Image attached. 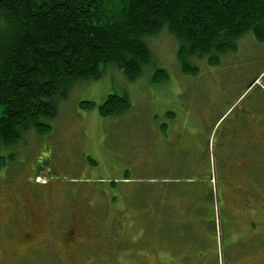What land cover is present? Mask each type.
I'll list each match as a JSON object with an SVG mask.
<instances>
[{"label": "rangeland", "instance_id": "rangeland-1", "mask_svg": "<svg viewBox=\"0 0 264 264\" xmlns=\"http://www.w3.org/2000/svg\"><path fill=\"white\" fill-rule=\"evenodd\" d=\"M146 42L152 59L137 81L130 82L117 67L109 66L100 79L77 82L68 98L59 102L57 117L43 120L51 126L47 134L31 131L0 154L4 157L0 164V264H164L163 259L166 264H246L239 261L241 253L234 247L232 256L228 247L224 251L231 217L228 208H221L218 187L225 178L217 162L211 165L209 177L216 183L213 194L219 204L216 216L221 230L217 255L214 252L209 194L199 182L192 184L193 190L185 183L195 178L191 171L195 160L183 149L175 156L173 114L176 111L181 118L193 106L195 92L194 101L198 97L199 103L211 91L229 100L248 90L236 107L245 100H261L262 136L255 145L253 166L264 185V41L246 34L232 51L218 57L219 62L214 54L190 59L195 71L188 73L178 59L180 43L167 28ZM113 95L126 97L130 108L122 115L102 117L100 107ZM213 145L211 141V154ZM168 158L176 159L172 167L166 164ZM163 177L170 180L171 194L158 189L156 183ZM179 180L181 185L174 188L172 183ZM159 188L167 191V185ZM176 188L183 196L176 202L170 200L174 213L166 199L179 195ZM19 205L22 210L15 213ZM161 209L167 217H192L191 226V220L181 222L180 235L170 237V247L166 246L170 253L166 250L165 256L159 248L163 237L155 229ZM25 234L36 235L37 241L18 246L23 248L19 261L14 242ZM69 234L73 235L70 240ZM252 246L259 250L249 264H264V233ZM249 247L243 253L248 254Z\"/></svg>", "mask_w": 264, "mask_h": 264}, {"label": "trees", "instance_id": "trees-1", "mask_svg": "<svg viewBox=\"0 0 264 264\" xmlns=\"http://www.w3.org/2000/svg\"><path fill=\"white\" fill-rule=\"evenodd\" d=\"M164 28L180 43L188 73L190 59L214 54L219 62L246 34L264 41V0H0V154L31 131L47 134L43 120L57 117L77 82L100 79L109 66L137 81L152 59L146 40ZM129 108L113 95L100 114ZM174 199H166L170 210ZM213 228L218 245L214 217Z\"/></svg>", "mask_w": 264, "mask_h": 264}, {"label": "crops", "instance_id": "crops-1", "mask_svg": "<svg viewBox=\"0 0 264 264\" xmlns=\"http://www.w3.org/2000/svg\"><path fill=\"white\" fill-rule=\"evenodd\" d=\"M247 91L245 90L240 95L233 96L229 100H223L222 97H218L222 95L221 93L216 97V94H213L211 91L200 103L198 97L194 101L195 92L191 100L194 103L193 106L181 118L176 111L173 114L175 116V133L173 132L172 143H174L175 156L180 149L190 152V159L195 160L191 166L194 179H200L198 180L201 184L200 186H204V189L209 194L207 203L211 210L210 236L214 241V252L216 255V239L213 228V185L209 182V179L211 180L209 177L212 154L214 161L217 162L216 164H221L225 178L224 185L220 188L218 187L221 208H228L231 217V221L229 220L230 224L225 229L224 251L228 247V253L232 256L234 250L237 249L241 253L239 261L249 264V262L254 261L259 250L257 246L253 247L252 245L255 239L261 233H264V185L259 178H256L253 166L256 160L257 148L255 145L257 141H260L259 138L262 136V123L259 121V104L261 100H245L240 103L242 106L236 107L239 100ZM182 118L189 121V126L186 123L183 125ZM205 124L208 126L206 127V131H203L202 128ZM208 130L211 131L210 135ZM202 135L206 138L203 139ZM211 141L214 144L212 154L209 147ZM165 161L167 162V166L171 164L170 167H172L176 159L174 158V162L170 161L169 158ZM168 181L170 180L163 177L157 184L167 185V190L171 192L168 188L170 185ZM185 183L189 185L191 183L197 184L195 181ZM119 184L124 185L126 183L121 182ZM172 184L175 188L177 185H181V181H175ZM195 186L197 187L198 185ZM158 189L160 192L161 190L166 191L159 187ZM176 190L179 189L176 188ZM171 197H173V194ZM175 198H180V196L178 195ZM174 201L176 202L177 200L174 199ZM198 204L199 202L195 200L196 207ZM173 209H175V205ZM115 210V215L117 216V209ZM160 212L164 219H161V226L159 227V234L163 237L161 238L159 248L162 251L161 254L165 256L166 250H169L170 253V248H166V246L170 247V237L180 235L181 231L178 230V227L182 224L181 222L191 220V226L192 217L190 215L189 217H184L185 220H181V217H167L163 213L165 212L163 209ZM178 238L180 239L181 237ZM185 246V250H187V244ZM191 246H194L192 242L189 244L190 248ZM245 246H250L248 254L243 253ZM233 247L234 250L231 249ZM162 261L166 264V260L163 259ZM189 261H191L190 256Z\"/></svg>", "mask_w": 264, "mask_h": 264}, {"label": "flooded vegetation", "instance_id": "flooded-vegetation-1", "mask_svg": "<svg viewBox=\"0 0 264 264\" xmlns=\"http://www.w3.org/2000/svg\"><path fill=\"white\" fill-rule=\"evenodd\" d=\"M193 183H191L189 186H190V188L193 190V188H194V186L192 185ZM159 203H161V202H159ZM19 210H22V206L21 205H19V206H16L15 207V210H14V212L15 213H18V211ZM9 219H12V215H10V216H7ZM161 218H162V216H161ZM161 218H158V219H160V222H161ZM156 222V230H158V233H159V227L161 226V224H160V222L159 221H155ZM157 233V232H156ZM68 234V233H67ZM73 237V235L72 234H69L68 236H67V239L68 240H70L71 238ZM16 238H14V240H15ZM23 239V240H22ZM22 241H24V242H22ZM37 241V236L36 235H32V234H25V236H23L22 238L20 237V238H18V242L17 243H15L14 242V246H15V249H16V255H18L19 256V261L21 260V256H22V253L23 252H21V250L23 249H19L18 248V246H24V247H28V246H31V245H34L35 244V242ZM66 242V241H65Z\"/></svg>", "mask_w": 264, "mask_h": 264}, {"label": "bare ground", "instance_id": "bare-ground-1", "mask_svg": "<svg viewBox=\"0 0 264 264\" xmlns=\"http://www.w3.org/2000/svg\"><path fill=\"white\" fill-rule=\"evenodd\" d=\"M260 79V78H259ZM258 79V82L260 81ZM257 83V81L255 82V84ZM262 88V87H261ZM263 89V88H262ZM210 149H211V147H210ZM212 160H214V157H212L211 158ZM211 165L212 166H215V161H214V163H211ZM211 183H212V185H213V189H212V196H213V199H214V203H213V205L215 204L216 205V210L219 208V204H217V198H216V196H214V194H213V191L215 190V185H216V183L214 182V180L211 178ZM214 207V206H213ZM216 213H217V211H215V215L213 216L214 218H215V223H216V230H215V234H216V237H217V241H218V239H219V237H220V232H221V230H220V232H219V228H220V226H219V221H218V219H217V216H216ZM219 253V252H218ZM218 256H220L219 254H218Z\"/></svg>", "mask_w": 264, "mask_h": 264}]
</instances>
